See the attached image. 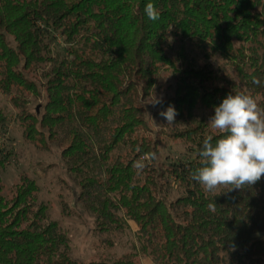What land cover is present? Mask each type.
<instances>
[{"label": "trees", "instance_id": "trees-1", "mask_svg": "<svg viewBox=\"0 0 264 264\" xmlns=\"http://www.w3.org/2000/svg\"><path fill=\"white\" fill-rule=\"evenodd\" d=\"M58 38L64 47L52 54ZM165 72L171 93L150 113ZM236 92L264 106V0H0V94L28 143L61 150L102 251L76 259L40 186L22 175L8 190L0 180V264H264V178L214 197L191 176L203 139L219 137L207 124L214 106ZM169 105L172 125L159 115ZM7 125L0 110V134ZM166 134L186 157L160 160ZM151 152L138 174L134 161ZM10 159L0 151V173ZM131 223L130 251L107 255Z\"/></svg>", "mask_w": 264, "mask_h": 264}, {"label": "rangeland", "instance_id": "rangeland-1", "mask_svg": "<svg viewBox=\"0 0 264 264\" xmlns=\"http://www.w3.org/2000/svg\"><path fill=\"white\" fill-rule=\"evenodd\" d=\"M64 44L61 38L51 45V53L62 52ZM179 49L174 48V55ZM188 60L196 59L201 62L200 57L190 49L186 52ZM174 84V75L165 72L159 79V88L152 97L145 102L149 112L154 111V107L148 104L154 96L166 98ZM171 86V87H170ZM171 93V92H170ZM41 101L34 100L31 104L33 111H38ZM0 110L8 117L6 131L0 134V151L9 152L11 159L8 165L1 171L0 180L8 190L19 182L22 175L34 179L40 186V200L49 205V218L60 224L69 239L71 240L73 256L82 261H88L98 255H102L98 248L97 239L93 236L92 216L77 203L79 188L72 181L67 173V168L61 158V150L52 147L45 151L28 143L22 133V128L15 121L16 109L11 105L9 99L0 94ZM151 125L155 131L162 130L161 123L151 119ZM166 132V131H165ZM163 143L160 147L161 161L169 157L172 161L184 158L187 155L186 145L182 142L172 140L167 134L160 135ZM131 231L119 236L116 239L117 245L112 250H106L110 256H121L130 251V244L136 240L134 232L137 226L131 223ZM149 259L143 261L144 264H152Z\"/></svg>", "mask_w": 264, "mask_h": 264}, {"label": "clouds", "instance_id": "clouds-1", "mask_svg": "<svg viewBox=\"0 0 264 264\" xmlns=\"http://www.w3.org/2000/svg\"><path fill=\"white\" fill-rule=\"evenodd\" d=\"M144 12L152 21L160 19V11L151 2L146 4ZM253 83L260 84V80L254 77ZM161 103L162 97L155 95L148 104ZM159 115L167 125H172L178 112L169 105ZM207 124L219 137L214 140L209 135L203 139L198 151L201 166L191 174L205 193L216 197L222 192L251 187L264 178V106L256 98L245 92L227 94L214 106V115ZM145 159L156 160L157 154L147 153L134 161L133 168L138 174L146 166ZM207 207L215 212L216 203H209Z\"/></svg>", "mask_w": 264, "mask_h": 264}, {"label": "crops", "instance_id": "crops-1", "mask_svg": "<svg viewBox=\"0 0 264 264\" xmlns=\"http://www.w3.org/2000/svg\"><path fill=\"white\" fill-rule=\"evenodd\" d=\"M151 263V262H150Z\"/></svg>", "mask_w": 264, "mask_h": 264}]
</instances>
